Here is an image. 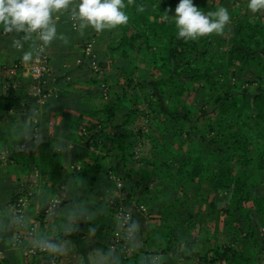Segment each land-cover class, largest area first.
<instances>
[{
	"label": "trees",
	"instance_id": "16d2710c",
	"mask_svg": "<svg viewBox=\"0 0 264 264\" xmlns=\"http://www.w3.org/2000/svg\"><path fill=\"white\" fill-rule=\"evenodd\" d=\"M201 1L195 0L194 4L198 7L202 5L199 8L204 12L211 11L203 7L209 2ZM140 5L144 7L143 12L137 10ZM170 5L171 0H135L133 5L125 9L129 22L104 32L107 38L106 55L110 58L111 66L117 68L114 73L119 74L120 70L126 79L124 83L109 86V97L97 108L99 110L94 111L97 115L95 119L88 118L84 112L73 114L68 119L72 132L65 138L96 147V150H88L77 144L81 166L68 174L71 181L75 177L85 181L86 186L82 188L85 193L105 195L112 185L107 179V172L114 168L113 159L119 158L124 164V171L117 174L128 178L123 186L129 190V195L141 187L144 193L141 197L151 196L154 201L155 197L151 194L153 187L157 196H161V187H168L166 183L159 185L162 180L152 185L156 181L153 175L155 171L146 167L147 163L166 170L161 172L163 177L173 179L179 186H186L183 208L177 198L158 197V224L147 228L144 238L146 245L137 251L118 247L122 264H135L139 256L155 254H162L163 260L175 257L189 261L196 256L203 264H255L258 255L264 253V237H259L258 228L259 223L264 225V185L260 176L264 175V22L244 13L217 53L211 54L207 39L185 42L177 38L174 19L169 15L165 19V12ZM135 55L142 56L149 63L152 78L135 79L137 73L134 69L138 64ZM126 59H130V63ZM235 64L242 71L254 72L253 78L245 80L249 85L230 88L222 84L221 76L227 75L229 67ZM255 67L257 71H254ZM103 77L95 74L87 77V80L98 87L99 81H105ZM27 82L20 81L22 85L16 97L0 96V108H12L21 98L32 99L26 91ZM190 82L196 84L192 86ZM253 83L255 85L251 87ZM144 86H149L150 90L141 92ZM199 91L206 95L214 109L208 111L201 107L199 115H194L183 98ZM93 93L89 91L90 95ZM141 94L146 101L154 99L161 104L157 112L148 114L161 130L173 126L172 130L168 128L170 132L175 134L177 130L179 133L180 130L175 127L178 122L187 123L184 133L189 142L183 147L184 142H178L177 145L167 135L161 136L162 139L154 138V153L155 147H159L166 153L165 160L161 156L158 157L159 161L140 157L143 165L127 166L125 160L134 159L131 148L136 140H131L128 123L139 111ZM147 103L151 106V102ZM200 118H204L206 129L199 127ZM49 144L50 140L43 141L41 146L43 166ZM34 149L17 155L18 162L26 171L37 163ZM57 156L59 154L55 152L54 163ZM100 172L104 174L100 175ZM256 188L260 191L255 192ZM218 189L229 192L227 205L222 211L227 215L228 224H232L231 228L244 224L245 239L251 237L256 241L255 238H259L257 241L261 243L256 244L255 249L252 248L254 252L245 251L234 243L215 244L203 252L195 247L196 240L190 237V228L195 222H202L198 214L202 204L209 198L207 193H215ZM209 204H213V199ZM43 211L44 208L38 215L40 223ZM99 225L108 229L107 237L114 231L110 222ZM182 244L185 247L180 250Z\"/></svg>",
	"mask_w": 264,
	"mask_h": 264
},
{
	"label": "crops",
	"instance_id": "0c3cea01",
	"mask_svg": "<svg viewBox=\"0 0 264 264\" xmlns=\"http://www.w3.org/2000/svg\"><path fill=\"white\" fill-rule=\"evenodd\" d=\"M57 28L58 32L64 33L70 38L71 43L68 46H64L57 40L46 49L50 61V72L47 77L46 87L50 90L51 94L42 103H36L33 98L30 100L21 98L18 104L12 108H0V137L5 136L10 140L5 144L0 139V148L6 149L9 153L7 159L0 160V212H3L5 206L11 202L15 204L16 208L19 207L24 211L25 215L30 218L31 224L37 228L40 234L48 235L52 238L62 236V233L58 230L61 217L57 216L53 218L47 215L44 209L42 222H39L38 215L43 208L41 205L46 194L42 193L37 195L41 190L46 189L49 192H55L57 199L66 206H69V201L78 203L83 200L90 209H101L99 200L104 196L103 193H85L83 189L65 192V188L69 186V182L71 181L68 172L81 166L80 155L76 151L78 142L70 141L65 137L72 132L68 124V119L73 114L79 113V110L84 109L87 105L100 106L108 99L106 97L104 100V97L98 91L99 88L87 80V77L95 74L88 66L86 58L88 56L84 52V43L89 40H94L96 54L101 59L104 67L103 73L111 66L110 58L105 52L106 45H101L100 42L102 41L101 37L103 36L104 38L105 36L104 33L97 35L91 29H87L86 36L83 38L79 37L78 33L73 29V21L67 13L60 17ZM13 35L15 34L4 35L2 30H0V65H3L5 62H10L21 54V52L11 47ZM28 47V43H25L24 50H28ZM14 77H16L14 79L17 81L15 85L10 83L9 79L0 72V96L16 97L18 91L21 89L22 84H20V81L26 82V80L28 81L26 91L28 95L30 94L29 90L32 80L20 74ZM73 80L75 82L72 83ZM89 91L90 93L95 92V94L90 95ZM33 109L38 111L39 116L33 125L32 133L33 135L42 136L43 141L50 140V144L45 165L43 166L41 162L40 150L42 142L39 147L34 149L37 157L36 165L26 171L21 162L17 160V155L22 152L15 151V146L18 143H25L21 138L23 136L21 126L25 117ZM60 138H63L65 143L71 145L70 151L63 153L53 148V144ZM90 145L92 144L83 146L85 149L90 150ZM55 152L59 156H57L58 159L54 163ZM113 160V170L117 173H122L124 171L123 162L119 158H114ZM131 161V159L125 160L124 163L128 166ZM131 166L138 167L139 164L134 163ZM103 174L104 172H100V175ZM138 189L140 190V193L137 192V194H140L139 196L144 194L141 192V187ZM127 207L132 208L134 219L138 220L142 226L141 239L143 240V246H145L144 238L147 233V228L150 227L148 225V216L145 212L138 209L137 201L134 198L129 200ZM104 213L99 215L95 221L88 223L80 222V230L73 233L70 237H67V239H71L75 246L73 256H70L64 261L58 260L57 264H76V261L80 260V257L87 258L89 252L94 248L107 250L106 231L108 229L106 227H99V223L106 221L112 223V221ZM33 220H36L37 224ZM89 227H95L97 229L95 236L89 235ZM24 231L23 229H10L0 232V263L48 264V261L43 259V253L23 255L22 250L28 245V240L30 239L26 235L20 234ZM13 235H20V240H13ZM75 256L76 260L74 258ZM191 260L185 261L183 258L177 259L174 257L170 259L168 264H201L198 259Z\"/></svg>",
	"mask_w": 264,
	"mask_h": 264
},
{
	"label": "clouds",
	"instance_id": "9594fccd",
	"mask_svg": "<svg viewBox=\"0 0 264 264\" xmlns=\"http://www.w3.org/2000/svg\"><path fill=\"white\" fill-rule=\"evenodd\" d=\"M134 3L135 0H127V4L125 0H0V30L4 35L15 34L12 36L11 47L22 53L20 56L22 64L39 65L41 56L54 41L59 40L64 46L71 43L67 35L58 32L57 23L62 15L69 14L74 22L73 29L83 38L87 29L100 35L126 25L129 16L125 9ZM247 9L254 15L264 14V0H247ZM137 10L143 12V5L137 6ZM167 17L168 14L165 12V19ZM172 17L177 29V38L185 42L198 41L213 34L222 36L225 28L231 23V14L227 7L220 6L214 11L204 12L193 3V0H180ZM25 43L29 45L28 50H24ZM38 116V111L33 109L25 117L21 126L23 131L21 138L25 143H18L15 151L27 152L39 147L43 142L42 136L32 133ZM53 148L64 153L71 150V145L60 138L53 144ZM8 155L6 149L0 148V160L7 159ZM112 181L113 187L105 191V199L118 198L119 190L123 188L115 178L112 177ZM85 186V181L81 177H75L69 182L65 192L77 191ZM42 193H46L41 205L46 214L53 218L61 217L58 225L61 237L52 238L40 234L35 226L30 227V218L24 211L18 210L11 202L5 206L3 212H0L2 217L0 232L10 229L28 231L31 237L28 240L31 254L43 253V259L48 261V264H57L58 260L64 261L73 256L75 246L67 237L80 230V222L95 221L106 209H90L83 200L78 203L69 201V206H66L57 199L55 192L43 189L37 195ZM113 226L115 235L124 242V247L129 251L135 252L143 246L142 226L133 218L131 207L113 216ZM96 231L95 227L88 228L90 236H95ZM12 239L17 240L18 237L13 235ZM184 247L182 244L180 250ZM123 250L122 247L121 251ZM74 258L76 260V256ZM76 264H122V260L117 248L109 246L107 250L94 248L87 258L80 257ZM135 264H164V260L158 256L141 255Z\"/></svg>",
	"mask_w": 264,
	"mask_h": 264
},
{
	"label": "rangeland",
	"instance_id": "374dc122",
	"mask_svg": "<svg viewBox=\"0 0 264 264\" xmlns=\"http://www.w3.org/2000/svg\"><path fill=\"white\" fill-rule=\"evenodd\" d=\"M195 0H193L194 3ZM201 0H198V2H200ZM209 2L207 3V5H204L203 7H206L207 9H210L211 11L216 10V8L220 7V6H224L227 7L229 9V12L231 14V23L225 28V32L224 35L222 36H218V35H211L208 38L203 37L201 39H207L208 44L207 46H210V52L211 54H215L217 53L218 49L221 48L219 47L220 45H222L224 43V41H226L229 37V35L233 32L234 27L237 25L239 18L244 14H252L248 9H247V0H202L201 2ZM180 2V0H171V5L170 8L171 11H169V9L166 11L167 14L173 18L172 16L175 15V8L178 5V3ZM202 5H199V7ZM198 7V6H197ZM255 17H258L262 22H264V14H255ZM102 44H106V36L101 37ZM200 44V43H199ZM225 49V48H224ZM132 56H134V53H131ZM131 56V57H132ZM136 61H137V65L135 70L136 76L135 79H143V77L145 78H152L153 77V72L149 66V63L145 60H143L142 56H138L135 55ZM127 63H130V59L127 60ZM111 65V64H110ZM117 68H114L112 66H110L109 68H107L106 72L104 71V73L99 74L100 77L104 76L103 78H105V83H107V92L104 94L100 88V83L102 81L98 82V88H99V92L102 94L101 96L104 97L103 99L105 100V98L109 97V91H110V87L111 84L114 83V85L117 84H121L125 82V77H123L120 74V70L118 71L119 74L114 73V71ZM254 71H257L256 67L254 68ZM112 72V73H111ZM252 73H254L252 70L249 72L246 71H242V69L240 68V66L238 64L235 65H231V67H229V73L225 76H221L222 78V84L224 86H228L230 88H234V87H242L243 85H249V83H246L245 80L246 79H251L253 78ZM111 74V75H110ZM192 84V86L194 84H196L195 82H190ZM251 87H254V83L250 84ZM115 88V86H114ZM150 87L149 86H144V88L141 90L142 91H149ZM147 99L141 94V105L139 106V111L136 113V116L133 118V120L128 123V128H130L131 133H132V138L131 140L133 141V139H136L134 141V145L132 146L131 150L133 153V157L134 159H131V163H129L128 166H130L131 164L133 165L134 163H137L139 165H143V160L140 159V157H145L146 159L150 160V161H159L158 157L161 156L163 158V160H165V154L163 153L162 150L159 149V147H155V153H154V148H152V146H156L154 144V138L157 139H162L161 136H165L167 135L168 137H170V139H173L172 141L175 142V144L178 145V142H180L182 144L183 147H186V145L188 144L189 140L186 137L184 130L187 127V123H182L181 121L178 122V125L175 126L176 129H179L180 132L178 133L177 130L175 131V134H172L170 132V130L168 128H170L171 130L174 129V127L172 126H168L167 128H162V130L159 127V124H157V122L155 121L154 118H152V114L157 112L158 109L161 107V104L157 102V100L154 99H150L151 101H146ZM183 101L187 102L191 108V110L193 111V114L199 115V111L201 109V107L207 109L208 111H212L214 109L212 103L210 102L209 99H207L206 95L203 92H195L194 95L190 94L185 96V98H183ZM147 102H151V106L147 103ZM100 106L97 105H87L85 106L84 109L79 110L80 112H84L85 115L88 118L91 119H95L96 118V113H94V111H97L99 109ZM83 113V114H84ZM151 114V115H148ZM119 119V117H117ZM204 119V118H203ZM202 118H200L198 120V125L199 127H201L202 129H206L205 127V122ZM163 132L160 133V130ZM139 132V133H137ZM164 134V135H163ZM172 134V135H170ZM0 137L1 141L4 142L5 144L8 143L9 138H4ZM166 137V136H165ZM185 140V141H184ZM80 146L83 147L84 143L83 141H78V143ZM176 146V145H174ZM90 149L94 150L96 147L95 145H90ZM153 151H152V150ZM160 157V159H161ZM146 167L150 168V169H154L153 171H155L154 178H155V183H153L152 185L156 184L157 181L162 180V183H159V185H162L163 183H166L168 187H161L162 189L160 190L161 193H159V195L161 196H157L156 191L153 187V192L151 193L153 195V197H155V200L152 201L151 200V196L150 197H141L139 196L140 194H137V192H139L140 190H135L134 193L129 195V190L127 188H121L119 190L118 193V198L114 199V202H110L109 199H105V195L101 197V201H100V207L102 209H106L104 215H106V217L108 219H110L113 223V216L116 215L118 212H120V208L119 206L125 207L126 209L127 207V203L129 202L130 199H136L137 201V207L140 211L145 212V214L148 216L149 219V223L148 225L152 226V225H157L159 220H160V215L158 212V210L156 209V205L159 201V198L164 197H173L174 199L177 198V202H179L182 205V208L185 205V201H186V197H185V190H187L186 186H179L178 183H175V181L173 180H169V177H163L161 172H164L166 170L162 169V168H156L153 167V165H151L150 163L146 164ZM109 170L107 172V179L110 181V183H112L111 187H113V181H112V177L115 178L116 180H120V183L123 185L125 182L128 181V178L125 177H120L117 178V172L115 171H111ZM261 179H263L262 183L264 185V175H261ZM162 177V178H160ZM165 181V182H164ZM161 182V181H160ZM169 182V183H168ZM158 184V183H157ZM204 185V183H203ZM166 186V185H165ZM110 187V188H111ZM255 192L260 191L259 188L254 189ZM188 191H190V188H188ZM201 192H203V190H201ZM140 193V192H139ZM192 193V191H191ZM214 194V195H212ZM229 192H227V190L224 189H218L215 193L213 192H208L207 195L209 196L208 199L205 200V202L202 204V208L199 210V214L198 216L200 218H202V222L200 223H196L193 225V227H191V231H190V237L194 238L196 240L195 242V247L198 248L201 252H203L205 250V248L209 247V246H214L215 244H224V243H234V245L242 248L245 251H252L255 247L257 246L256 244H259L261 242L257 241L259 240V238H255L256 241L253 240V238L249 237L247 239H245V235H244V224H241L238 227H234L231 228L232 224H228V219H227V215L226 213H224L222 211V209L224 208L225 205H227V196H228ZM172 198V199H173ZM213 199V204H209L210 200ZM173 201V200H172ZM183 202V204L181 203ZM15 205V204H14ZM18 210H21V208H17ZM119 209V210H118ZM105 217V216H103ZM134 218V215H133ZM34 223L37 224L36 220H33ZM258 228L260 230V235L264 234V225H262L261 223H259ZM193 229V230H192ZM186 230H188V227L186 228ZM259 237H264V235ZM107 239V237H106ZM255 243V244H254ZM108 246V244H107ZM25 248V247H24ZM129 251V250H128ZM254 252V250H253ZM23 255L26 254L23 252ZM29 255V254H28ZM162 255V254H161ZM179 259V258H177ZM198 259L201 264L203 263L201 259H199L198 257H193L192 260H196ZM191 260V261H192ZM166 262V264H168V262H170V260H164ZM255 264H264V253H260L256 259V262L254 261ZM225 264V263H224Z\"/></svg>",
	"mask_w": 264,
	"mask_h": 264
},
{
	"label": "built area",
	"instance_id": "2783aa9c",
	"mask_svg": "<svg viewBox=\"0 0 264 264\" xmlns=\"http://www.w3.org/2000/svg\"><path fill=\"white\" fill-rule=\"evenodd\" d=\"M83 46H84V52L88 56L86 58H87L89 68L94 74H96L99 77V74L103 73L104 67L101 62V59L96 54V48L94 47V40L87 41L86 43H84ZM21 55L22 53L19 56H17V58L11 60L10 62H5L3 65H0V72L3 73L9 79V82L12 83L13 85H15L17 81L16 79H12V77L16 76L17 74H20L21 76L25 75L26 77L30 78L32 80V83L30 85L29 95L31 96V98H33L36 101V103H42L43 100L48 95L51 94L50 90L47 89L46 87L47 77L50 72L49 56L47 52L45 51V53L41 56V61L39 65L26 66L21 63V60H20ZM36 69H39V70H36ZM106 84L107 83L103 81L100 83V88L104 94L107 92V89H108ZM120 177L121 176L118 175L117 178H120ZM118 181L120 182V180ZM123 182H122V185H123ZM123 188L125 189L124 186ZM109 201L114 202V199H109ZM119 208H120V211L123 209H126L125 207H122V206H119ZM32 226L34 225L30 224V227ZM20 234L22 235L24 234L27 237L31 238L29 235V232L26 230ZM17 237H18L17 240H20V235H18ZM107 242H108V247L115 246L118 249L119 246H124V242L115 235L114 231L110 234V236L107 237ZM23 252L26 253L25 255H28V254L31 255L28 245L23 249ZM37 253H40V252H36L35 254ZM154 256H158L162 258L161 254H155ZM0 264H3V263H0Z\"/></svg>",
	"mask_w": 264,
	"mask_h": 264
}]
</instances>
